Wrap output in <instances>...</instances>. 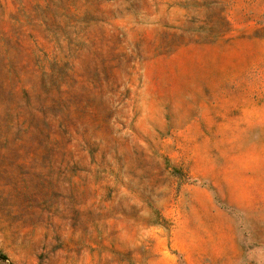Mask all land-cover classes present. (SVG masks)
<instances>
[{
  "label": "rangeland",
  "instance_id": "1",
  "mask_svg": "<svg viewBox=\"0 0 264 264\" xmlns=\"http://www.w3.org/2000/svg\"><path fill=\"white\" fill-rule=\"evenodd\" d=\"M0 264H264V0H0Z\"/></svg>",
  "mask_w": 264,
  "mask_h": 264
},
{
  "label": "trees",
  "instance_id": "2",
  "mask_svg": "<svg viewBox=\"0 0 264 264\" xmlns=\"http://www.w3.org/2000/svg\"><path fill=\"white\" fill-rule=\"evenodd\" d=\"M2 254H3V253L0 251V256H3Z\"/></svg>",
  "mask_w": 264,
  "mask_h": 264
}]
</instances>
